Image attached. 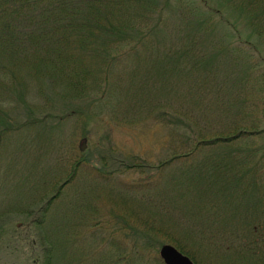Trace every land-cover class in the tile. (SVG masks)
I'll return each mask as SVG.
<instances>
[{"label": "trees", "instance_id": "obj_1", "mask_svg": "<svg viewBox=\"0 0 264 264\" xmlns=\"http://www.w3.org/2000/svg\"><path fill=\"white\" fill-rule=\"evenodd\" d=\"M81 1L86 8L84 14L78 5ZM224 1L246 20L264 18V0ZM167 2L0 0V56L15 60L18 52L31 46L30 53L39 58L41 51L44 66L51 69L48 73L52 74V88L60 90L56 99L82 100L86 94L82 87L85 71L72 68L70 75H65L64 69L71 58L64 56L63 44L77 36L91 42L101 38L104 45L114 41L124 51L137 41L135 32L140 33L137 35L148 40L143 47L149 54V62L142 72L128 67L115 69V64L128 57L120 55L122 51L112 55L111 49L102 52L98 49L101 57L111 56L106 64L109 67L104 91L106 93L107 87L117 90V86H122L127 106L132 105L135 115L138 95L147 90L145 112L152 116L159 109L165 119L169 158L153 166L130 159L133 164L127 167L142 170L145 165L154 170L149 182L138 184L122 202L136 217L139 228H142L141 223L150 221V227L142 228L144 234L154 238L162 229L168 230L175 238L173 242L182 245H177L179 251L194 264L203 263L195 260L185 243L192 245L198 255L203 258L210 255L220 264H264V212L246 210L251 200L259 201L256 205L264 207V185L259 177L263 157L261 149H255L256 141L264 134L256 118L260 110L255 101L258 86L262 84L258 72L260 61L252 60L253 54L244 47V42L232 43L231 28L216 22L213 9H204L206 0L176 1L178 11L191 15L203 13L206 21L198 22V29L192 33L186 30L187 25L183 32L179 30L175 35L171 34L173 29L169 30L170 33L164 35L167 48L161 46L163 49L158 50L159 45L147 34L159 30V26L170 29L168 18L160 15L159 26H151L152 16L161 13ZM34 10L36 15L32 13ZM111 14L119 17L118 22H113ZM82 16L86 18L85 24L79 23ZM161 20H164L162 24ZM134 48L135 44L131 51ZM156 51L158 54H154ZM1 68L5 73L6 67ZM149 79L158 82L150 86L153 91L145 85ZM4 88L9 90V85ZM60 92H63L61 97ZM44 123L40 120L37 125L41 127ZM222 147V157L216 158L215 154L221 155ZM167 172L166 177H161ZM73 174L74 170L70 178ZM60 187L63 189L61 184L56 190ZM56 197L53 195L52 200ZM116 197V194L110 196L113 200ZM166 211L167 220L162 217ZM133 227L134 231L138 229L136 224ZM147 246L144 248H149ZM115 247V252L107 256L109 260L115 259L119 264H148L142 250L137 249L126 258L125 250ZM53 255L47 251L45 264H49Z\"/></svg>", "mask_w": 264, "mask_h": 264}, {"label": "rangeland", "instance_id": "obj_2", "mask_svg": "<svg viewBox=\"0 0 264 264\" xmlns=\"http://www.w3.org/2000/svg\"><path fill=\"white\" fill-rule=\"evenodd\" d=\"M176 1L168 0L161 13L152 16V27L159 26L160 15L168 18L170 28L159 26V30L147 34L160 46H156L158 50L163 49L161 46L167 48L164 35L170 33L169 30L173 29L171 34L175 35L179 30L183 32L187 25L186 30L192 33L198 29V22L206 21L203 13L191 15L178 11ZM205 4L204 9L216 12V22L231 28L232 43L244 42V47L253 54L252 60L260 61L258 72L262 84L258 86L255 101L260 110L256 118L264 130V18L246 20L224 0H206ZM78 5L84 14L83 1ZM32 13L36 15L37 11ZM110 18L114 23L119 20L113 14ZM79 23L85 24L86 18L80 17ZM137 34L140 33L135 32L137 41L133 38L134 42L124 51L114 41L104 45L101 38L91 42L77 36L63 44L64 56L71 58L64 69L65 75H70L72 68L85 71L81 86L86 94L82 100L56 99L60 90L52 88V74L48 73L51 69L44 66L41 51L39 58L30 53L31 46L18 52L15 60L0 56V264H45L48 250L55 254L49 264H119L107 257L115 252V246L125 250L126 258L140 249L145 262L155 264L161 261L159 250L163 245L173 246L178 251L177 245L182 246L173 242L175 238L168 230L162 229L154 238L144 234L143 229L151 226L150 221L141 223L143 229L139 228L136 217L122 202L138 184H147L154 170L145 165L142 170L127 167L133 164L130 159L153 166L169 158L165 119L159 109L152 116L145 112L147 90L138 95L135 108L138 114L135 115L132 105L127 106L122 86H117V90L107 87L106 93L104 91L109 67L106 64L111 56L101 57L98 49L101 52L111 49L112 55L122 51L120 55L128 57L115 64V69L128 67L142 72L149 62V54L143 47L148 40ZM236 36L240 38L237 40ZM1 66L6 67L5 73L1 72ZM7 84L10 91L4 88ZM156 84L158 82L149 79L145 85L153 91L150 86ZM40 120L45 121L44 126L37 125ZM82 140H85L83 151L80 150ZM256 147L261 149L263 157L259 177L264 185V134L256 141ZM220 152L219 156L215 154L216 158L222 157L223 147ZM121 163L125 164L119 166ZM73 170L74 176L70 178ZM65 180L68 181L64 183ZM61 184L63 189L60 187L57 191ZM115 194L114 200L110 198ZM53 195L57 196L55 200H52ZM256 202L259 201L251 200L246 210L264 212V207L257 206ZM167 214V211L162 213V217ZM164 228L167 227L164 225ZM110 241L113 244L109 245ZM143 243L149 248L145 249ZM185 248L198 262L220 264L210 255L206 258L198 255L190 244L185 243Z\"/></svg>", "mask_w": 264, "mask_h": 264}, {"label": "water", "instance_id": "obj_3", "mask_svg": "<svg viewBox=\"0 0 264 264\" xmlns=\"http://www.w3.org/2000/svg\"><path fill=\"white\" fill-rule=\"evenodd\" d=\"M85 149V140L81 141L80 150ZM159 258L163 264H194L187 256L176 250L173 246L163 245L159 250Z\"/></svg>", "mask_w": 264, "mask_h": 264}]
</instances>
